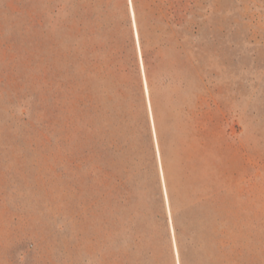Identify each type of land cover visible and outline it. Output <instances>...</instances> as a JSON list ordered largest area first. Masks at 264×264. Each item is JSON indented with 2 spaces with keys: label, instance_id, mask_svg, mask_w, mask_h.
<instances>
[{
  "label": "rangeland",
  "instance_id": "1",
  "mask_svg": "<svg viewBox=\"0 0 264 264\" xmlns=\"http://www.w3.org/2000/svg\"><path fill=\"white\" fill-rule=\"evenodd\" d=\"M91 2L0 0V264H264V0Z\"/></svg>",
  "mask_w": 264,
  "mask_h": 264
},
{
  "label": "trees",
  "instance_id": "2",
  "mask_svg": "<svg viewBox=\"0 0 264 264\" xmlns=\"http://www.w3.org/2000/svg\"><path fill=\"white\" fill-rule=\"evenodd\" d=\"M110 1L111 0H92L91 5L92 7H94V9H96L93 12L94 13L93 18L96 19V17L97 18L100 17L104 19L108 15V12L111 10ZM134 10H135L137 24H139L138 7L136 5V2H135ZM109 23L112 24L111 22ZM138 32L141 37V43L143 46L144 40L142 39L140 24L138 27ZM110 45H111V52H110L111 56L114 59L118 60L120 58V52L116 49V45L114 41H111ZM143 58L145 63L147 64V52L145 48H143ZM167 187L169 188L168 182H167ZM172 212H173V224H174V233H175V247L177 254L176 255L175 252L173 251L174 264H204L203 261L205 257L202 256L200 251H198L195 243L190 239V236L187 235L183 230L182 222L180 220L181 209L180 208L178 209V207L172 204ZM230 232H231V225L228 222L219 223V231H218V236L216 238V248L218 251L216 253V258L222 259L225 264H236L237 261H235L234 257L235 255H237L238 252L237 250L239 247L235 245ZM154 255L155 253L153 252V250L148 249V251L146 252V256H147L146 259L150 261L148 262V264H163V257L159 256L154 259ZM212 262H213L212 260L208 259L207 264H218L217 261H215V263Z\"/></svg>",
  "mask_w": 264,
  "mask_h": 264
},
{
  "label": "bare ground",
  "instance_id": "3",
  "mask_svg": "<svg viewBox=\"0 0 264 264\" xmlns=\"http://www.w3.org/2000/svg\"><path fill=\"white\" fill-rule=\"evenodd\" d=\"M129 2H130V8H131V12H132V14H133V8H132V6H131V0H129ZM134 21V20H133ZM135 35H136V37L138 36V34H137V30L135 29Z\"/></svg>",
  "mask_w": 264,
  "mask_h": 264
}]
</instances>
